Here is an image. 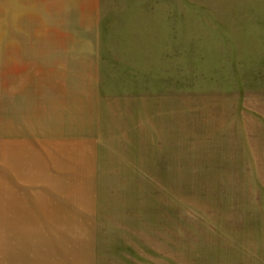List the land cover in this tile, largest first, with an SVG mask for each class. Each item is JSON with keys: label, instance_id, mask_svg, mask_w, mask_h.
<instances>
[{"label": "rangeland", "instance_id": "374dc122", "mask_svg": "<svg viewBox=\"0 0 264 264\" xmlns=\"http://www.w3.org/2000/svg\"><path fill=\"white\" fill-rule=\"evenodd\" d=\"M0 264H264V0H0Z\"/></svg>", "mask_w": 264, "mask_h": 264}]
</instances>
